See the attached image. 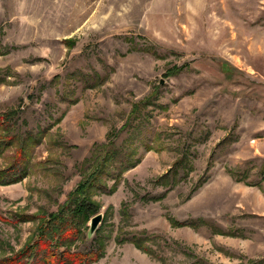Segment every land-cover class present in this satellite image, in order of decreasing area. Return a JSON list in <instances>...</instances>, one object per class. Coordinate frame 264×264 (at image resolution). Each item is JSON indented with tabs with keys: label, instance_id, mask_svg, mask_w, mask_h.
Segmentation results:
<instances>
[{
	"label": "rangeland",
	"instance_id": "374dc122",
	"mask_svg": "<svg viewBox=\"0 0 264 264\" xmlns=\"http://www.w3.org/2000/svg\"><path fill=\"white\" fill-rule=\"evenodd\" d=\"M0 51V112L41 133L28 174L0 185V258L139 101L115 139L136 163L92 191L102 219L72 250L96 248L90 264L264 261V0H0Z\"/></svg>",
	"mask_w": 264,
	"mask_h": 264
},
{
	"label": "trees",
	"instance_id": "16d2710c",
	"mask_svg": "<svg viewBox=\"0 0 264 264\" xmlns=\"http://www.w3.org/2000/svg\"><path fill=\"white\" fill-rule=\"evenodd\" d=\"M2 53L0 51V55ZM222 67L229 71L228 64L222 63ZM83 76L86 78L82 80L84 87L92 88L102 82L101 78L95 81L89 75ZM146 103H135L118 132L109 133L106 142L97 145L91 157L85 160L84 176L67 193L66 199L57 210L24 216L23 219L36 221L34 235L14 255L1 257L0 264H90L99 257L100 252L96 248L81 252L72 250L71 247L85 237V223L97 213L98 206L91 198L92 191L106 190V179L116 180L125 170L135 165L136 161L130 157L131 152H124V149L115 144V139L123 129L135 126L139 108ZM17 113L13 108L0 112V155L4 146L14 147L12 160L0 168V185L16 183L28 174L32 149L41 135L39 130L17 132L14 129ZM173 221L177 226L193 223L192 220ZM132 242L140 248L136 240Z\"/></svg>",
	"mask_w": 264,
	"mask_h": 264
},
{
	"label": "water",
	"instance_id": "95a60500",
	"mask_svg": "<svg viewBox=\"0 0 264 264\" xmlns=\"http://www.w3.org/2000/svg\"><path fill=\"white\" fill-rule=\"evenodd\" d=\"M102 219V214L101 213H98L97 215L95 214V216H92L91 217V220H90V232H94L95 229L97 228L98 224L100 223Z\"/></svg>",
	"mask_w": 264,
	"mask_h": 264
}]
</instances>
